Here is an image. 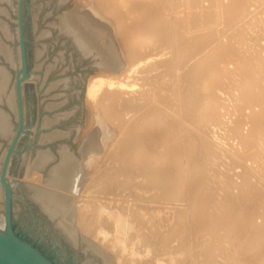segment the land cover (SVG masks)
<instances>
[{
	"label": "bare ground",
	"instance_id": "6f19581e",
	"mask_svg": "<svg viewBox=\"0 0 264 264\" xmlns=\"http://www.w3.org/2000/svg\"><path fill=\"white\" fill-rule=\"evenodd\" d=\"M82 2L60 24L97 62L86 96L97 125L82 157L61 147L47 178L52 151L31 163L26 177L43 212L61 218L86 264H264L255 247L264 239L256 222L264 218V0ZM0 49L12 59L1 36ZM9 79L0 65V100ZM156 83L171 85L151 96ZM12 124L0 109V134ZM113 152L115 166L102 173ZM217 154L242 168L239 185L211 183L206 168ZM120 188L134 207L117 201ZM184 199L190 208L177 216L172 203ZM221 201L225 212L216 210Z\"/></svg>",
	"mask_w": 264,
	"mask_h": 264
},
{
	"label": "rangeland",
	"instance_id": "374dc122",
	"mask_svg": "<svg viewBox=\"0 0 264 264\" xmlns=\"http://www.w3.org/2000/svg\"><path fill=\"white\" fill-rule=\"evenodd\" d=\"M82 1L0 0V36L12 52V59L8 60L0 49V65L10 74V83L0 100V109L8 112L13 123L10 135L0 134V176L2 174L1 177H5L12 187L10 203L8 187L5 183L3 185L6 199L3 200L4 207H0V216L6 219L5 225L0 227V234L9 236L7 220L10 218L16 238L48 264H86L88 257H81L77 247L61 231L58 223L61 218L53 220L43 212L30 186L32 180L26 177L40 150H50L55 154L54 160L42 172L46 178L58 162L61 147L66 146L82 157L84 136L97 125L86 98L90 78L97 71V62L93 56L81 54L72 36L60 24L64 14L77 7L84 8ZM4 24L7 25L6 29ZM261 42L264 44V39ZM165 78L167 83L168 76ZM156 84L147 87L149 95H155L154 92H159L162 86L168 90L171 85ZM10 96L16 101L15 108L7 101ZM57 131L61 133L59 136L49 138ZM113 155L114 152L108 159H102L106 162L111 159L102 173L115 166L116 156ZM217 155L220 158L215 157L206 168V172L210 171L211 183L218 188V180L221 188L222 184H226L225 180L232 178L239 185L242 168L230 158ZM5 167L8 171L6 176ZM234 187L233 190L239 193L238 187ZM115 193L117 201L126 207L132 208L137 204L129 197L128 191L120 188L115 189ZM138 204L148 206L150 203L139 201ZM172 204L171 211L179 216L190 208L191 202L184 199ZM223 205L221 201L216 210L225 212ZM263 219V213H259L256 222L261 224ZM79 232L83 234L81 230ZM78 243L79 248L84 249L82 236ZM255 247L259 253H264V239L258 240Z\"/></svg>",
	"mask_w": 264,
	"mask_h": 264
},
{
	"label": "water",
	"instance_id": "95a60500",
	"mask_svg": "<svg viewBox=\"0 0 264 264\" xmlns=\"http://www.w3.org/2000/svg\"><path fill=\"white\" fill-rule=\"evenodd\" d=\"M3 182L9 186L3 177ZM9 236L0 234V264H48L16 238L9 225Z\"/></svg>",
	"mask_w": 264,
	"mask_h": 264
}]
</instances>
